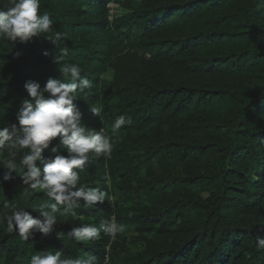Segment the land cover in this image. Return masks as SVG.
I'll list each match as a JSON object with an SVG mask.
<instances>
[{
  "label": "trees",
  "instance_id": "16d2710c",
  "mask_svg": "<svg viewBox=\"0 0 264 264\" xmlns=\"http://www.w3.org/2000/svg\"><path fill=\"white\" fill-rule=\"evenodd\" d=\"M109 1L40 0L52 32L24 43L0 38V127L16 123L26 81L43 86L65 64L79 65L92 81L74 101L82 123L113 142L110 157L90 154L81 184L114 197L76 209L75 218L58 215L52 233L27 241L0 223V264H29L45 248L89 253L98 264H264L256 242L264 238V5L122 0L109 20ZM55 31L66 34L67 55L47 40ZM107 69L110 79L102 78ZM120 115L132 123L113 134ZM51 147L65 151L54 142L43 155ZM9 172L0 167V213L37 216L32 209L49 198L31 189L26 196L18 177L3 180ZM113 216L125 226L114 242L103 233L84 242L66 235Z\"/></svg>",
  "mask_w": 264,
  "mask_h": 264
},
{
  "label": "clouds",
  "instance_id": "9594fccd",
  "mask_svg": "<svg viewBox=\"0 0 264 264\" xmlns=\"http://www.w3.org/2000/svg\"><path fill=\"white\" fill-rule=\"evenodd\" d=\"M259 2L264 5V0ZM40 8V0H8L0 6V38H7L13 44L17 41L24 43L52 32L54 20L46 13L39 14ZM65 38L64 32L55 31L47 40L67 55V47H61ZM43 55L48 56V51L45 50ZM61 59L54 54L52 62L57 64ZM59 72L60 78L50 77L43 86L38 81H26L23 87L29 98L21 101L15 114L16 123L8 122L0 127V153L3 154L0 167L10 170L3 180L12 181L18 177L26 186V196L31 189L41 190L49 198L32 209L38 213L35 217L25 209L14 210L11 214L0 213V223L6 222L7 231L17 233L26 241L36 233L44 236L52 233L58 215L71 213L75 218L76 209L114 201L113 196L99 187L81 184L80 172L90 162V154L110 157L113 151L111 136L103 128L90 130L82 123L83 113L74 103L78 91L90 88L92 81L77 64H65ZM100 111L98 107L91 108L94 116H99ZM131 123V116H118L112 124V133ZM54 142L62 145L65 151L51 147L53 154L43 155ZM12 172L16 175L13 176ZM124 229L125 226L117 223L113 216L99 226L86 223L72 227L66 235L76 242H84L98 240L103 233L114 242ZM260 231H264V225H260ZM64 235V232L57 233L59 239ZM256 242L259 248L264 249V238L258 235ZM29 264H98V261L89 253L71 258L61 250L45 248L36 251Z\"/></svg>",
  "mask_w": 264,
  "mask_h": 264
},
{
  "label": "rangeland",
  "instance_id": "374dc122",
  "mask_svg": "<svg viewBox=\"0 0 264 264\" xmlns=\"http://www.w3.org/2000/svg\"><path fill=\"white\" fill-rule=\"evenodd\" d=\"M122 0H115V1H109L107 4L109 8L108 12V19L111 20L112 17H114L116 14H118L119 10H123V7L121 5H118L119 2ZM112 76V71L110 69H107L104 74L102 75V78L110 79ZM136 236V233L133 231L127 232L128 240H132L133 237ZM136 244H133V241L130 242V249H134Z\"/></svg>",
  "mask_w": 264,
  "mask_h": 264
},
{
  "label": "built area",
  "instance_id": "2783aa9c",
  "mask_svg": "<svg viewBox=\"0 0 264 264\" xmlns=\"http://www.w3.org/2000/svg\"><path fill=\"white\" fill-rule=\"evenodd\" d=\"M106 262V261H105ZM104 264H106V263H104Z\"/></svg>",
  "mask_w": 264,
  "mask_h": 264
}]
</instances>
